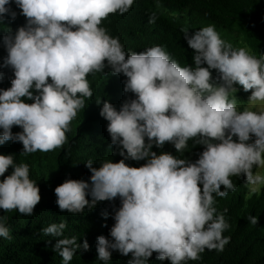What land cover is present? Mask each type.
Wrapping results in <instances>:
<instances>
[{
    "label": "clouds",
    "instance_id": "9594fccd",
    "mask_svg": "<svg viewBox=\"0 0 264 264\" xmlns=\"http://www.w3.org/2000/svg\"><path fill=\"white\" fill-rule=\"evenodd\" d=\"M11 2L0 0V24L16 19ZM14 2L26 24L0 37L7 50L0 67L14 72L0 89V145L9 141L21 154L33 153L36 165L50 170V157L66 158L72 126L98 120L114 157L99 167L86 161L89 180L66 179L54 189L59 209L74 215L120 200L112 239L97 237V260L108 264L118 251L131 254L128 264H148L153 253L187 264L205 250L222 252L230 224L216 198L236 191L232 177L243 178L252 194L264 186V54L234 47L214 25L194 32L184 27L193 64L182 66L164 46L102 26L109 16L127 13L134 0ZM156 19L153 12L149 23ZM94 73L119 80V109L107 100L99 109L102 101L93 99L88 80ZM237 84L251 91L243 110ZM189 141L204 146L195 161L189 160ZM0 177V209L33 215L41 195L30 166L0 154ZM248 221L257 225L258 217ZM66 227L60 222L41 229L56 238L53 250L63 264L90 247L87 239L81 244L65 236ZM0 237L12 239L4 216Z\"/></svg>",
    "mask_w": 264,
    "mask_h": 264
},
{
    "label": "trees",
    "instance_id": "16d2710c",
    "mask_svg": "<svg viewBox=\"0 0 264 264\" xmlns=\"http://www.w3.org/2000/svg\"><path fill=\"white\" fill-rule=\"evenodd\" d=\"M11 8L17 13L16 19L4 18L0 24V37L6 34L8 28L14 34L18 27L26 24V18L20 14L21 10L14 0ZM153 12L157 14V19L155 23H149ZM210 24L234 47H245L257 57L264 54V0H134L127 13L115 14L113 18L109 16L102 26L110 34L132 33L142 44L164 46L183 66L193 64V50L188 46L181 29L187 27L190 32H194ZM6 56L7 50L0 41V65ZM210 71L213 78L218 76L216 70ZM0 73H3L0 89H3L14 77V72L10 67H0ZM88 80L93 99L102 101L98 104L99 109L104 100L120 108L122 95L117 87L119 80L103 73L90 74ZM235 87L238 89L235 93L238 109L249 107L251 91L245 92L238 84ZM104 132L98 120L73 125L67 134L66 158L50 157L54 162L50 170L40 163L36 165L35 154L23 155V149L13 143L7 141L0 145V154H14L16 163L30 166V179L37 182L41 195L31 216L22 215L16 210L3 212L0 209V216L7 218V227L12 236L11 240L0 237V264H63L62 257L53 250L56 238L41 232L49 224L60 222L67 225L65 236H76L81 244L87 239L90 246L87 251L79 249L69 264H104L97 260V237L104 235L112 239L109 233L115 223L113 216L120 200L101 201L91 210L85 209L83 214L74 215L59 209L54 191L66 179L89 180L91 172L85 166L86 161L91 160L94 167H99L103 161L114 157L115 151L105 142ZM192 144L189 141V147L193 150L189 160L195 161L204 146ZM12 170L10 167L5 175H10ZM232 179L237 185L236 191L229 192L225 198H216L218 211L227 209L225 216L230 227L223 235L230 237V242L222 252L205 250L199 260L188 261L187 264H264V186L259 193L252 194L243 178ZM250 215L258 217L257 225L249 223ZM130 258L131 254L123 256L113 251L108 264H128ZM148 264H170V261L158 260L153 253Z\"/></svg>",
    "mask_w": 264,
    "mask_h": 264
}]
</instances>
